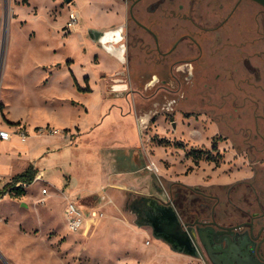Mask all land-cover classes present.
<instances>
[{
  "label": "rangeland",
  "instance_id": "obj_1",
  "mask_svg": "<svg viewBox=\"0 0 264 264\" xmlns=\"http://www.w3.org/2000/svg\"><path fill=\"white\" fill-rule=\"evenodd\" d=\"M221 1L225 4L222 9ZM234 1L199 0L198 8L205 13L210 9L213 18L209 15L208 25L216 26ZM241 5L245 8L236 12L227 23L229 31L218 37L221 29H213V45L198 36L204 51L213 52L217 62L214 70L195 71L193 76L182 72L180 86L167 83L169 91L163 90L162 83L152 88L139 86L138 97L152 94L151 98L140 102L141 105L149 109L153 99L161 100L156 114H164L166 119H159L154 126L152 121L145 123L142 125L145 133L139 136L140 142L146 144L152 167L158 174L150 191L116 185L118 192L113 196L107 195L106 187L90 194L73 195L71 199L81 205L85 215L84 224L72 230L64 214L68 202L64 206L62 194L50 187L46 188L48 192L42 191L46 183L43 177L29 185L27 203L15 201V197L0 201V264H206L203 258L179 252L154 235L150 224L139 222L130 203L141 195L157 194L171 199L179 207V197L185 195L189 209H193L196 205L193 199L199 194L197 190L207 191V183L214 176L217 179L222 174H234L240 168H248L250 161L257 164L260 159L264 161V154H256L252 149L260 141L249 135L245 137L249 129L254 132V128L247 127L253 125L254 119H264V6L255 0H242ZM71 8L78 9L80 17L77 25L70 29L66 22ZM113 12H122L125 17L128 12L126 2L0 0V127L16 126L5 119L17 117L28 118L32 123L53 119L63 124L80 121L84 125L99 116L103 84L99 78L108 80L107 91L116 92L111 89L112 76L102 74L112 67L113 58L103 52H99V57L94 51L90 41L99 49L102 45L93 38L90 29L102 31L103 26L97 22H108L109 13ZM197 30L211 34V29ZM193 48L191 55L198 52V47ZM240 54L250 55L258 66L255 71L260 75L255 77L256 84L247 66L245 72L237 71L235 75L225 71L232 66L228 58ZM69 59L75 61L77 71L91 73L93 84L87 77L85 86L92 90L94 85L95 92L77 91L73 87ZM194 65L196 69L205 66L204 61ZM46 68L53 69V74L43 83L42 78L47 77H43ZM3 77L5 86L2 85ZM155 92L159 93L156 97ZM179 94L181 97L177 102L168 103L169 98ZM180 108L181 112L178 111ZM228 122L232 126L228 127ZM53 128L57 127L45 125L37 133L58 135L68 131L63 128L54 131ZM227 133L231 139L225 137ZM30 135L28 142L14 139L0 145L2 154L9 152L14 156L15 153V157L22 154L15 161L18 163L16 168L34 156V147L38 143H35V136ZM213 138L218 144L216 149L212 148ZM82 143L57 151L51 157L55 156L54 162L65 171L78 175L83 180L82 185L95 186L101 156L86 147L88 140ZM193 148H202L220 158L221 166L214 169L217 167L213 165L214 161L205 158L196 164L189 154ZM190 166L192 168L188 169ZM53 172L61 178L59 170ZM65 180L66 185L70 184L71 176L67 175Z\"/></svg>",
  "mask_w": 264,
  "mask_h": 264
},
{
  "label": "flooded vegetation",
  "instance_id": "obj_2",
  "mask_svg": "<svg viewBox=\"0 0 264 264\" xmlns=\"http://www.w3.org/2000/svg\"><path fill=\"white\" fill-rule=\"evenodd\" d=\"M124 1L128 8L126 36L129 41L143 43L149 54L143 59V66L155 71L153 77L145 83V87L152 88L157 83H162L163 90L167 91H169L167 83L180 86L182 72L193 76L195 71L211 72L215 69L217 62L214 60L213 52L209 50L205 52L199 38H204L206 43L213 45L215 38L213 29L218 31L221 29L222 33H218L217 36H222L230 30L227 23L232 20L231 18L245 8L241 5L242 0L234 1L230 11L218 24L210 26L208 22L211 19L208 17L210 15L213 18V14H210L212 11L208 9L205 13L199 10V0ZM219 5L223 8L225 4L221 1ZM197 28L211 29V34L199 32ZM182 29L186 30L179 33ZM122 36L121 27H117L99 32L98 38L105 46H110L113 38ZM193 46L198 47V52L191 55ZM153 53L156 55H152ZM205 54L207 55L204 56ZM252 59L246 54L228 58L232 61L230 62L232 66L225 71L235 75L237 71L245 72L247 66L248 73L253 76L256 84L255 77L260 74L256 73L258 66ZM200 61H204L205 66L196 69L194 63ZM158 73L165 76L161 77ZM158 94L155 92L154 96ZM163 95L167 97L166 93ZM177 97L169 98L168 103L177 102L181 95ZM160 101L153 99V106L145 111L151 113L152 119L158 115L156 112L162 103ZM259 120L254 119L253 125L247 126L254 128V132L249 129L245 132L247 134L245 137L250 136L259 140L260 142L252 149L256 154H264V119ZM226 125L232 126L230 122ZM225 137L231 139L228 133ZM214 146L217 148L218 144L213 138L212 148L216 149ZM234 149L239 152L237 148ZM214 164L217 165L215 161ZM247 166L245 169L240 168L242 174L232 180L212 182L208 185L207 191L197 190L199 194L193 199L196 203L193 209H189L185 195L179 197V207H176L171 199H164L159 195H141L133 199L130 206L138 214L139 220L147 219V208L153 204L150 197L157 196L162 201L170 200L185 227L191 226L190 231L196 236L204 252V256L201 253L195 256L203 258L206 264H264V161L260 159V164L250 161Z\"/></svg>",
  "mask_w": 264,
  "mask_h": 264
},
{
  "label": "crops",
  "instance_id": "obj_3",
  "mask_svg": "<svg viewBox=\"0 0 264 264\" xmlns=\"http://www.w3.org/2000/svg\"><path fill=\"white\" fill-rule=\"evenodd\" d=\"M123 14L122 12L121 14L114 12L109 13L110 20L108 22H97L99 25L103 26L102 31L121 27L122 38H113L110 46H105L104 43L100 41V38H95L93 36L94 39H98L101 43L102 49H99L94 42L90 41L91 46H94V51H96L97 54L103 52L113 58V62L111 63L112 67L106 69L102 74L112 76L113 81L111 82V89L113 92L114 90L116 91L114 94L107 91L108 80L102 79L101 77L99 78L103 83L99 107L101 110L99 116L94 121L87 122L84 125L80 121H76L73 124H63L53 119H45L44 121H35L32 123L28 118L17 117L8 120H20L23 123L16 124V126L13 127L10 125H3L0 127L9 128L12 131V137L10 139L6 140L0 138V145L14 139L21 142H28L29 136H31L30 134H33V137L35 136V143H38V145L34 147L35 152L33 158L27 159L24 164L17 168L16 165H18V163L15 161L19 160L22 154H19L20 156L16 154L15 157V153L14 156L9 152L0 153V188L14 174L24 170L30 163H33L38 169L33 182L24 185L26 190L25 194L20 197H15L7 193L0 198V201L5 197H15V201L20 200L27 203L29 185L35 183L39 179H43V177H45L44 181L46 183L43 185L42 191L48 192L47 189L50 187L52 191L61 193L62 195L60 198L64 206L71 200L73 195L90 194L92 191L100 190L103 187H106V193L109 196H113L118 192L116 185L125 186L130 190L150 191L151 183H155V176L158 174L152 167L147 146L144 142H140L139 136H143L145 133L142 131V125L145 123L152 121V125L154 126L159 119H166L164 114H158L152 119L151 113L145 112L148 108L143 107L140 102L151 98V93L145 96L142 95L141 97L136 95L139 92V86L142 84L146 86L145 83L153 77L152 74H154L153 72L155 71L143 66V59L149 56L143 43L129 42L128 38L126 39L127 14L125 17ZM113 23H115V25L111 26ZM102 31L100 30V32ZM122 44L124 45L123 48H121ZM152 55L156 54L153 53ZM69 61H71V63L68 64L69 76L73 87L77 91L80 90L75 84V78L81 87H85V79L87 77L89 78V82L93 84L90 72L77 71L74 65L75 61L72 59H69ZM44 72L45 74L43 77H47L46 79L42 78V81L46 83L49 81L50 75L53 74V69L46 68ZM4 75L5 72L3 76ZM158 75L161 77L165 76L162 73H158ZM155 77L157 76L155 75ZM4 82L5 78L3 77V86H5ZM92 87L93 89L90 93L96 90L94 85H92ZM137 102H139V106H137ZM178 111L181 112V108ZM45 125L68 129V131L67 133H57L58 135H55L56 133L48 135L37 133L38 129L36 127L40 126V128H42V126ZM21 128H25L30 132V134H27V139L25 141L21 139V134L19 132ZM96 128H98V130ZM84 140L89 141V145L86 146L88 149L95 150V152L101 156L97 168L99 179L95 186H89L88 184L82 185L81 183L83 180H81L78 175L68 170L65 171L63 166L54 162L55 156L51 157L52 154L64 148L69 149L71 146H80V144H83L82 142ZM149 146L155 147V144H150ZM27 147L28 146H25V148ZM215 166L217 167L214 169H218L221 165ZM58 167H60V169ZM211 167L213 168V166ZM55 170H59V174L61 172V178L56 176L53 172ZM241 174L242 173L237 170L234 174H222L220 177H217V179L213 175L214 178L207 184L232 180L234 177L240 176ZM67 175L71 176V182L68 185H66L67 181L65 180Z\"/></svg>",
  "mask_w": 264,
  "mask_h": 264
},
{
  "label": "water",
  "instance_id": "obj_4",
  "mask_svg": "<svg viewBox=\"0 0 264 264\" xmlns=\"http://www.w3.org/2000/svg\"><path fill=\"white\" fill-rule=\"evenodd\" d=\"M256 1L264 6V0ZM90 31L95 38L99 37V29L91 28ZM149 199L153 200V204L147 208L148 218L140 219L139 222L150 224L154 235L167 241L173 249L192 255L201 253L204 256L196 236L190 231L191 226L185 227L172 202L162 201L157 196Z\"/></svg>",
  "mask_w": 264,
  "mask_h": 264
},
{
  "label": "trees",
  "instance_id": "obj_5",
  "mask_svg": "<svg viewBox=\"0 0 264 264\" xmlns=\"http://www.w3.org/2000/svg\"><path fill=\"white\" fill-rule=\"evenodd\" d=\"M71 62V61H69ZM72 72V71H71ZM73 74V72H72ZM75 84L77 85V88L82 91H91V88L89 86L81 87L76 78H75ZM8 123L11 124H20L21 121H10L6 119ZM37 129L40 128V126L36 127ZM216 148V146H214ZM189 154H191L195 160V163L198 164L199 161L202 158H205L207 160H214L217 165H220V158L213 157L208 151L197 148H193L191 151H189ZM192 166H190L188 169H191ZM38 172V169L33 163H30L24 170L21 172H18L14 174L1 188H0V198H2L5 194L9 193L11 196L20 197L23 194H25L26 190L24 185L29 184L33 182V180L36 177V174Z\"/></svg>",
  "mask_w": 264,
  "mask_h": 264
},
{
  "label": "built area",
  "instance_id": "obj_6",
  "mask_svg": "<svg viewBox=\"0 0 264 264\" xmlns=\"http://www.w3.org/2000/svg\"><path fill=\"white\" fill-rule=\"evenodd\" d=\"M80 13L76 8H71L66 22L68 28H73L79 21ZM54 131H58L57 128H53ZM21 139L25 141L27 139V132L25 128L19 130ZM12 137V131L9 128H0V138L10 139ZM68 227L72 230H77L84 224L85 212L81 205L76 200H69L64 211Z\"/></svg>",
  "mask_w": 264,
  "mask_h": 264
},
{
  "label": "bare ground",
  "instance_id": "obj_7",
  "mask_svg": "<svg viewBox=\"0 0 264 264\" xmlns=\"http://www.w3.org/2000/svg\"><path fill=\"white\" fill-rule=\"evenodd\" d=\"M122 38V37H121ZM124 47V45L122 44V47L121 48H123Z\"/></svg>",
  "mask_w": 264,
  "mask_h": 264
}]
</instances>
